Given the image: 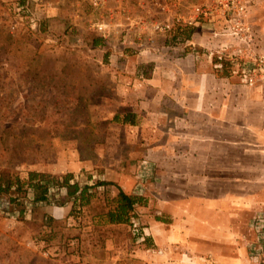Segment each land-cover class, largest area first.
<instances>
[{
	"label": "crops",
	"instance_id": "0c3cea01",
	"mask_svg": "<svg viewBox=\"0 0 264 264\" xmlns=\"http://www.w3.org/2000/svg\"><path fill=\"white\" fill-rule=\"evenodd\" d=\"M189 42L185 47L165 49L160 41L142 51L125 50L122 56H112L117 68L113 66L110 77L126 106L114 113L113 120L132 132H142V136L126 141L128 145H148L146 154L152 161L142 162L154 166L142 198L144 205L134 210L147 226V241L155 250L146 252L156 259H172L173 264H260L250 257L248 244L257 240L251 220L263 211L248 222L251 240L239 242L234 248L230 220L216 221L215 209H222L221 215L229 214L232 205L238 203L234 188L240 195V209H258L264 204V192H257L259 196L253 201L246 191L248 180L264 174L263 95L257 87L241 85L225 65L217 66L208 55L212 45L206 34L193 32ZM126 116L131 123H124ZM147 129H158L161 136H146ZM150 146L158 147L151 150ZM132 155L121 156L119 160H125L117 170L98 174L107 183L112 204L119 190L134 194L133 166L137 158ZM81 167L72 162L65 167L53 165L31 171L70 173L77 178ZM95 196L90 197L88 207L101 202L104 205ZM68 204L46 211L51 217L63 218L69 211ZM190 208L207 210L206 216L192 213ZM148 210L163 216L150 218L145 215ZM88 219L69 240L78 245L79 254L109 249L114 264H128L126 257L134 252L129 249L126 234L119 232H125V224L110 223L105 213Z\"/></svg>",
	"mask_w": 264,
	"mask_h": 264
},
{
	"label": "rangeland",
	"instance_id": "374dc122",
	"mask_svg": "<svg viewBox=\"0 0 264 264\" xmlns=\"http://www.w3.org/2000/svg\"><path fill=\"white\" fill-rule=\"evenodd\" d=\"M51 1L59 3V16L48 19L40 33L18 29L11 35L0 6V264H114L108 255L111 250L80 255L78 245L69 240L87 224L89 216L104 214L113 205L107 183L99 179L100 173L117 170L125 160L119 158L132 153L137 158L132 195L145 198L154 166L142 162L152 161L146 154L148 145H128L126 141L142 136V132H132L113 120L114 113L122 112L126 106L121 103L124 96L110 77L113 66L117 68L110 51L72 45L73 34L65 31L63 22L67 0ZM248 19L257 33V45L264 49V3L251 8ZM92 35L87 34V38ZM216 42L214 39L210 45ZM260 92L264 99V92ZM145 135L161 136V131L147 129ZM150 147L152 150L158 146ZM72 162L82 166L72 181L79 188L87 187L88 196L96 195V201H103L105 206L101 202L88 207L89 202L74 201L66 196L65 188L52 185L47 202H34L33 191L27 184L29 172L53 165L65 167ZM247 182L246 191L251 194L247 198L254 201L259 196L257 192H264V174ZM7 183L11 187L4 190ZM233 191L240 196L237 188ZM238 197V203L228 210L230 215H221L223 210L215 209L216 221L230 220L234 248L239 242L251 240L248 222L254 214L264 211V204L258 209H240ZM67 203L69 211L63 218L51 217L46 211ZM190 210L206 216L207 210ZM155 212L148 210L145 215L163 216ZM131 219L138 220L146 235L141 230L140 234L133 232L130 221L125 224V232L119 231L126 234L129 249L134 252L125 263L128 259V264H173L172 259L164 261L147 255V249L155 251L147 241V226L140 222L138 211ZM142 234L144 241L139 240Z\"/></svg>",
	"mask_w": 264,
	"mask_h": 264
},
{
	"label": "built area",
	"instance_id": "2783aa9c",
	"mask_svg": "<svg viewBox=\"0 0 264 264\" xmlns=\"http://www.w3.org/2000/svg\"><path fill=\"white\" fill-rule=\"evenodd\" d=\"M262 3L264 0H67L63 22L65 31L73 34L72 45L104 48L114 57L125 50L157 46L160 41L165 49L185 47L190 45V34L204 33L209 43L217 40L208 49L217 66L225 65L241 85L264 92V49L257 45V33L248 19L249 10ZM57 5L51 0H0L11 35L18 29L40 33L48 19L59 16ZM90 33L92 38H87ZM130 222L133 232H143L137 219ZM250 228L257 237L248 244L250 257L264 264V211L252 218ZM145 235L139 240L144 241Z\"/></svg>",
	"mask_w": 264,
	"mask_h": 264
},
{
	"label": "trees",
	"instance_id": "16d2710c",
	"mask_svg": "<svg viewBox=\"0 0 264 264\" xmlns=\"http://www.w3.org/2000/svg\"><path fill=\"white\" fill-rule=\"evenodd\" d=\"M188 35L189 34H186V36ZM123 121L124 123H131V120L127 116L123 118ZM27 184L33 191L34 202L36 203L41 201L47 202L48 188L51 185L57 188H65L66 196L68 198L73 197L74 201L77 200L83 204L89 202L90 196H88L87 193L88 188H79L78 184L72 181V174L70 173L51 176L44 173L29 172ZM10 187L11 185L7 183L4 190H8ZM0 191H2L1 187ZM141 202V197L126 194L119 190L118 194L114 198L112 207H110L105 213L106 217L110 223L127 224L128 221H130L131 215L134 213L135 206L142 205Z\"/></svg>",
	"mask_w": 264,
	"mask_h": 264
}]
</instances>
